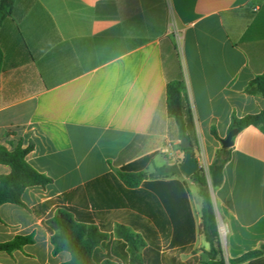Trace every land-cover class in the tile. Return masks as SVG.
<instances>
[{
  "label": "crops",
  "instance_id": "obj_1",
  "mask_svg": "<svg viewBox=\"0 0 264 264\" xmlns=\"http://www.w3.org/2000/svg\"><path fill=\"white\" fill-rule=\"evenodd\" d=\"M0 47V146L32 145L27 161L52 179L25 191L28 207L150 154L148 177L183 162L184 135L166 105L170 81L185 83L194 154L207 174L232 116L264 109L261 96L246 92L264 72V0H16L12 14L1 17ZM10 172L0 164V175ZM178 177L191 190L193 252L204 262L210 245L199 231L203 201L193 180ZM212 189L228 264L264 245V127L237 134L223 183ZM19 236L33 242L0 251V264L70 260L66 251L54 253L42 219L2 205L0 243Z\"/></svg>",
  "mask_w": 264,
  "mask_h": 264
},
{
  "label": "trees",
  "instance_id": "obj_2",
  "mask_svg": "<svg viewBox=\"0 0 264 264\" xmlns=\"http://www.w3.org/2000/svg\"><path fill=\"white\" fill-rule=\"evenodd\" d=\"M16 0H0V12L11 15ZM3 52L0 47V72ZM250 95L264 99V72L246 88ZM166 105L169 116L188 138L195 153L198 136L195 118L183 80L167 84ZM264 127V109L242 118L233 115L230 130L239 132L250 127ZM213 136L221 140L215 128ZM33 146L23 143L9 149L0 146V164L11 172L0 175V207L14 204L28 209L42 219L54 246V253L68 252L70 260L63 264H227L211 193L224 180V168L231 159V150L221 148L209 166L190 177L203 201L200 233L210 248L201 262L194 245L198 227L191 206V190L187 181L165 168L148 177L146 169L156 154L147 155L85 184L82 188L61 194L28 207L25 191L34 186L46 187L52 179L27 161ZM80 192V195H79ZM33 242L32 236H19L0 243V251L12 253ZM194 253L188 260L181 255ZM229 264H264V245L251 250Z\"/></svg>",
  "mask_w": 264,
  "mask_h": 264
},
{
  "label": "water",
  "instance_id": "obj_3",
  "mask_svg": "<svg viewBox=\"0 0 264 264\" xmlns=\"http://www.w3.org/2000/svg\"><path fill=\"white\" fill-rule=\"evenodd\" d=\"M3 16V13L0 12V20ZM239 133L238 129H232L228 133L227 137L221 141L223 149L232 148L234 145V138ZM181 147L183 149H189L191 147V143L186 136H183L181 139ZM201 169V166L195 156L191 151H186V157L183 162L177 165H173L167 168L169 173L177 174L180 177H188L190 178L195 173H197Z\"/></svg>",
  "mask_w": 264,
  "mask_h": 264
},
{
  "label": "built area",
  "instance_id": "obj_4",
  "mask_svg": "<svg viewBox=\"0 0 264 264\" xmlns=\"http://www.w3.org/2000/svg\"><path fill=\"white\" fill-rule=\"evenodd\" d=\"M218 224L220 225V227H219L220 228V234H222L224 236V234H225L224 224L220 220H219Z\"/></svg>",
  "mask_w": 264,
  "mask_h": 264
},
{
  "label": "rangeland",
  "instance_id": "obj_5",
  "mask_svg": "<svg viewBox=\"0 0 264 264\" xmlns=\"http://www.w3.org/2000/svg\"><path fill=\"white\" fill-rule=\"evenodd\" d=\"M208 171V170H207ZM213 187H211V191H212V194H213ZM194 191L197 192V187L195 186L194 187ZM217 214V213H216ZM220 218H219V215L217 214V221L219 222ZM221 221V220H220ZM222 239H224V236L222 237ZM202 256H205V258H207V256L203 253ZM229 264V263H228Z\"/></svg>",
  "mask_w": 264,
  "mask_h": 264
}]
</instances>
